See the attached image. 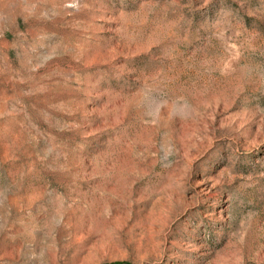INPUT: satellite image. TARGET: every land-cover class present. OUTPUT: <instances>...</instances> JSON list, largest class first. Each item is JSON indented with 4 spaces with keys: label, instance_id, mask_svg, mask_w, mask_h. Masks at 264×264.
I'll use <instances>...</instances> for the list:
<instances>
[{
    "label": "rangeland",
    "instance_id": "1",
    "mask_svg": "<svg viewBox=\"0 0 264 264\" xmlns=\"http://www.w3.org/2000/svg\"><path fill=\"white\" fill-rule=\"evenodd\" d=\"M0 264H264V0H0Z\"/></svg>",
    "mask_w": 264,
    "mask_h": 264
}]
</instances>
